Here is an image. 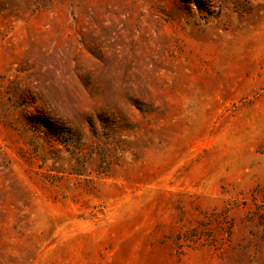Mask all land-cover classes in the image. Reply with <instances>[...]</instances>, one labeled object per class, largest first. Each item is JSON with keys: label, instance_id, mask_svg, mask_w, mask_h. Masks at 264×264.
Wrapping results in <instances>:
<instances>
[{"label": "rangeland", "instance_id": "rangeland-1", "mask_svg": "<svg viewBox=\"0 0 264 264\" xmlns=\"http://www.w3.org/2000/svg\"><path fill=\"white\" fill-rule=\"evenodd\" d=\"M0 264H264V0H0Z\"/></svg>", "mask_w": 264, "mask_h": 264}]
</instances>
